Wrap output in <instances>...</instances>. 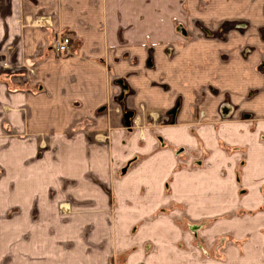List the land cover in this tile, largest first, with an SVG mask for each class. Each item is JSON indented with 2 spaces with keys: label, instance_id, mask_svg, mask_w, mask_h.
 Returning <instances> with one entry per match:
<instances>
[{
  "label": "rangeland",
  "instance_id": "obj_1",
  "mask_svg": "<svg viewBox=\"0 0 264 264\" xmlns=\"http://www.w3.org/2000/svg\"><path fill=\"white\" fill-rule=\"evenodd\" d=\"M206 5L220 9V17L174 20L178 41L145 63L160 103L153 111L150 99L139 98L127 77L117 76V93L94 115L79 117L74 127L56 122L50 128L54 121H76L77 114L42 110L54 97L42 78L44 65L76 56L77 44L71 38L69 52L56 54L55 38L45 36L44 49L28 50L31 55L19 63L14 58L12 66L6 61L23 50H0V121L12 136V152L28 154L30 168L45 170L47 189L54 182L75 188L74 194L62 193L60 210L102 206L94 216H108L111 236L121 244L115 264L130 258L136 264H235L230 250L243 254L246 240L234 239L230 221H260L264 214V177L245 172L257 150L228 141L249 129L258 138L253 146L264 152V112L256 111L264 106V0ZM38 21L31 18L30 25ZM106 67L111 73L112 66ZM102 116L104 129L98 127ZM170 130L184 135L171 142ZM253 185L257 203L251 210L244 204Z\"/></svg>",
  "mask_w": 264,
  "mask_h": 264
},
{
  "label": "crops",
  "instance_id": "obj_2",
  "mask_svg": "<svg viewBox=\"0 0 264 264\" xmlns=\"http://www.w3.org/2000/svg\"><path fill=\"white\" fill-rule=\"evenodd\" d=\"M208 2L0 0V50L10 47L23 50L19 58V51L10 60L7 58L5 64L12 66L14 58L19 59L17 63L26 60L30 54L28 50L44 49L45 36H69L77 44L76 56L52 65L43 63L48 67L47 70L44 67L42 78L54 90V97L52 104H46L42 110L46 114H77L76 121H54L55 125L49 124L50 128H55L56 122H59V128L62 125L74 127L78 125L79 117L94 115L98 107L117 93L118 88L113 83L117 76H126L139 93V98L150 99L148 107L153 111L156 110L155 106L160 107V103L151 81L153 74L150 72L148 76L149 69L145 63L152 54L178 41L174 20H188L189 16L194 15L220 17V9L210 8L206 5ZM31 18H38L40 24L30 25ZM37 53L38 57L44 55V52ZM50 57L48 55L44 61ZM107 65L112 66L111 73ZM62 66L66 67L62 69L63 72ZM59 92L64 94L59 95ZM2 94L3 89H0V99ZM7 95L6 91V98ZM164 103L169 101L165 100ZM256 109L264 112V106ZM100 119L98 127L104 129L108 124L107 119L103 116ZM3 129V122L0 121V144L3 140L6 143V147H0V264H115L113 258L121 250V244L117 241L118 236L117 239L111 236L108 216H94V211L102 206L96 208L93 204H73L71 208L68 205L60 210L62 193L74 194L75 188L71 189L66 184L71 182L65 181L68 189L61 184L55 185V182L47 189L45 170L30 168L28 154L15 156L11 148L12 136ZM183 130H170L166 134L171 142H178L176 137L184 135ZM250 134L248 129V133L232 136L228 141L256 149L245 172L253 177H264L263 148L253 146L258 138ZM83 138L80 136V139ZM76 141H79L77 137ZM7 147H10L9 151L3 153V148ZM15 161L18 162L16 168ZM73 175L77 176L76 173ZM255 193L257 188L253 185L246 194V209H254L257 203ZM16 209L17 214L14 212ZM256 219L247 217L243 220L237 216L230 221L234 239L246 240L243 254L237 248L230 250L235 264L244 261L246 264H264V236H258L264 232V214L260 221ZM243 233L245 236H241ZM129 264H136L135 260L130 258Z\"/></svg>",
  "mask_w": 264,
  "mask_h": 264
},
{
  "label": "built area",
  "instance_id": "obj_3",
  "mask_svg": "<svg viewBox=\"0 0 264 264\" xmlns=\"http://www.w3.org/2000/svg\"><path fill=\"white\" fill-rule=\"evenodd\" d=\"M71 37L69 36H60L55 38L51 44L53 51L56 54H61L64 52H69L71 47Z\"/></svg>",
  "mask_w": 264,
  "mask_h": 264
}]
</instances>
